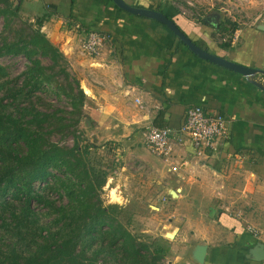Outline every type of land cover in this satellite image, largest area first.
Wrapping results in <instances>:
<instances>
[{
    "label": "crops",
    "instance_id": "crops-1",
    "mask_svg": "<svg viewBox=\"0 0 264 264\" xmlns=\"http://www.w3.org/2000/svg\"><path fill=\"white\" fill-rule=\"evenodd\" d=\"M125 1L148 9L175 7L173 0ZM18 5L30 9L31 17L54 12L43 31L74 61L80 58L81 41L86 35L72 29L69 18L85 29L111 37V43H106L97 56L87 59L107 66L102 60L114 55L125 84L123 106L135 110L133 130L143 136L153 127L179 129L187 110L194 106L228 119V138L203 154H197L188 142L180 145L174 137L167 157L147 149L137 155L153 167H176L183 179L177 180L181 196L187 195L192 186L197 195L209 198L207 218L201 216L202 210L200 216L187 218L183 228L179 224L172 238L179 243L190 241L191 246L182 249L169 264H198L193 259L197 245L208 246L204 264H264L252 253L260 244L264 246V91L243 75L200 59L163 25L127 15L111 0H18ZM209 17L215 18H202L206 25L182 13L174 19L203 49L264 69V31L248 27L241 31L238 46L230 42L224 47L213 40L211 35L217 27L212 20L204 22ZM257 79L264 82L263 75H257ZM85 91L90 93L88 88ZM197 176L208 177L209 183L199 181ZM185 230H192L190 236ZM168 231L173 232L171 228Z\"/></svg>",
    "mask_w": 264,
    "mask_h": 264
},
{
    "label": "trees",
    "instance_id": "trees-1",
    "mask_svg": "<svg viewBox=\"0 0 264 264\" xmlns=\"http://www.w3.org/2000/svg\"><path fill=\"white\" fill-rule=\"evenodd\" d=\"M12 3L0 0V16L7 27L21 20V6ZM169 7L149 9L162 12L183 31L174 19L182 12ZM54 14L37 17L35 25L20 27L13 40L0 43V58L25 56L29 61L21 85L7 89L0 83V202L10 205L8 217L0 216V229L5 230L0 238V264H157L167 249L161 245L152 249L108 216L117 206H103L100 190L107 173L89 170L85 164L86 148L76 132L87 97L77 79L65 83L50 71L65 61L63 53L42 32ZM68 20L70 27L79 26V33L100 32ZM199 22L206 25L202 18ZM237 27L235 24L229 30L221 21L217 29L234 34ZM39 57L48 58L52 66H44ZM43 86L50 87L57 98L64 95L72 110H41L38 103L42 99L35 97V92ZM70 126L75 128L73 147L50 142L47 134ZM36 183L46 184L60 200L40 193L34 188Z\"/></svg>",
    "mask_w": 264,
    "mask_h": 264
},
{
    "label": "rangeland",
    "instance_id": "rangeland-1",
    "mask_svg": "<svg viewBox=\"0 0 264 264\" xmlns=\"http://www.w3.org/2000/svg\"><path fill=\"white\" fill-rule=\"evenodd\" d=\"M12 2L18 5V0ZM173 3L185 18L198 21L206 16H218L223 23L228 24L229 30L233 29L235 24L238 26L234 34L218 29L217 32L212 33L211 36L217 43L234 42V45L238 46L242 41L239 36L243 29L248 27L259 29L260 25H264V0H173ZM30 12V9L21 7V20L8 27L0 16V43L13 40L20 27L24 29L36 24L37 17H31ZM77 28L75 25L72 29ZM84 39L80 45L82 54L79 52L80 58L77 61L69 58L61 47L55 45L63 53L66 62L61 61L60 65L50 71L55 78L65 83L77 79L87 97L83 107V118L76 132V136H80L82 147L86 148L85 164L89 170L95 169L107 173L106 183L100 190L103 206H117V209L109 211L111 215L108 216L116 224L121 223L140 241L152 246V249L159 245L165 247L166 256L157 261V264H169V261H174L182 249L191 246L190 241L179 243L172 238L178 232L179 224L180 228H183L188 222L187 218L200 216L202 210L201 216L207 218L209 198L197 195L192 186L187 195L181 196L182 193L178 191L181 187L178 186L177 180L183 179L177 174L179 170L177 171L176 167L164 164L169 168L165 170L150 166L139 158L137 154L142 152L144 154L145 149H150L145 143V134L143 136L142 132L133 130L135 110L131 111L129 107L123 106V100H126L123 93L125 84L121 82L123 75L115 65L114 55L109 54L102 60L107 66H101L97 62L91 64L87 59L89 54H83ZM39 60L44 66H52L48 58L39 57ZM28 64L29 61L25 56L0 58V67L3 70L0 83L7 89L21 85L22 73L27 69ZM85 88L90 90L89 94L86 93ZM52 92L48 86H43L35 92V97L42 99L39 101L41 104L38 103L41 110L49 109L50 112L56 109L72 110L64 95L57 98ZM70 127L47 134L50 142L62 147H73L75 128ZM197 177L199 181L204 180L209 183L208 177L205 179ZM34 188L52 200H60L59 196L50 191L44 183H36ZM201 200L204 202L202 203ZM215 202L214 200L213 204ZM9 206L0 202V216L8 217L9 213L6 210ZM192 227L194 226L191 225L193 230ZM170 228L173 232L168 231ZM190 232L184 231L188 236ZM4 233L5 230L0 229V238ZM6 237L8 238V235ZM144 253L146 254L145 251Z\"/></svg>",
    "mask_w": 264,
    "mask_h": 264
},
{
    "label": "built area",
    "instance_id": "built-area-1",
    "mask_svg": "<svg viewBox=\"0 0 264 264\" xmlns=\"http://www.w3.org/2000/svg\"><path fill=\"white\" fill-rule=\"evenodd\" d=\"M111 41L108 34L91 32L86 35L82 49L89 56H95L100 53L106 43ZM137 103L140 101L137 100ZM229 131V121L224 115L207 113L202 107L194 106L187 110L184 123L179 129L150 128L145 133V143L153 153L167 157L172 150V141L176 137L180 145L188 142L197 154H203L208 149H214L218 141L227 139Z\"/></svg>",
    "mask_w": 264,
    "mask_h": 264
},
{
    "label": "water",
    "instance_id": "water-1",
    "mask_svg": "<svg viewBox=\"0 0 264 264\" xmlns=\"http://www.w3.org/2000/svg\"><path fill=\"white\" fill-rule=\"evenodd\" d=\"M120 9L136 16H141L144 18L152 19L157 22L164 24L168 29H170L188 48L192 51L197 57L202 60L208 61L215 65L224 67L228 70L236 72L238 74L243 75L247 79H249L255 86L264 91V82L257 79V75L264 76V69L248 67L234 61L228 60L219 55L213 54L205 49L201 48L197 45L188 35H186L177 24L170 20L165 14L162 12L139 8L133 5L128 4L125 0H112ZM211 18H206L204 20L205 23L211 22ZM214 25L219 27V17L215 16L214 20H212ZM259 29L264 31V25H260ZM208 246L207 245H197L194 253L193 259L198 264H204L206 255H207ZM253 257L257 261H264V246L260 244L253 252Z\"/></svg>",
    "mask_w": 264,
    "mask_h": 264
}]
</instances>
